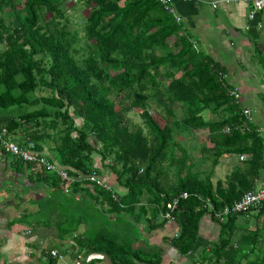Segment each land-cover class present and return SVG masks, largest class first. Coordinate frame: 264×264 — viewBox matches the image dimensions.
<instances>
[{
  "label": "trees",
  "instance_id": "obj_1",
  "mask_svg": "<svg viewBox=\"0 0 264 264\" xmlns=\"http://www.w3.org/2000/svg\"><path fill=\"white\" fill-rule=\"evenodd\" d=\"M178 22L157 0H0V133L6 129L20 145L32 141L40 153L47 149L75 179L63 183L57 172L15 161L36 172L34 186L50 187L54 201L37 226H56L59 239L72 240L59 255L86 259L99 252L113 264H161L159 254L134 247L136 231L125 215L150 210L153 223L187 192L172 212L180 226L172 241L179 254L196 251L201 218L210 214L222 230L203 259L207 264H264V252L255 258L245 252L247 262L238 260L245 245L257 251L261 236L264 246L262 230L236 244L238 215L217 216L256 187L264 135L231 95L225 68ZM134 110L142 123L131 119ZM200 135V150L189 148L187 140ZM241 155L246 159L239 161ZM224 156L239 162L215 182ZM97 157L127 190L124 196L90 181L94 173L99 178ZM81 192L109 204L110 214L99 213L90 199L78 200ZM60 200L65 208L58 212ZM90 219L92 227L79 232ZM47 257L57 263L51 250ZM97 262L103 260L82 264Z\"/></svg>",
  "mask_w": 264,
  "mask_h": 264
},
{
  "label": "crops",
  "instance_id": "obj_2",
  "mask_svg": "<svg viewBox=\"0 0 264 264\" xmlns=\"http://www.w3.org/2000/svg\"><path fill=\"white\" fill-rule=\"evenodd\" d=\"M218 1L174 0L176 14L180 19L178 23H181L185 31L191 35L199 50L225 68V78L231 90L235 89L240 94L242 110L249 108L253 113L252 125L257 129L264 127V13H257L251 19V6L248 3L220 2L214 7V2ZM261 134L264 135V132ZM45 153L49 155L47 149ZM239 161L237 157L224 156L217 167L226 170V177L232 172L233 165ZM96 165L100 168L99 180L102 185L109 186L111 191L124 196L127 190L118 184L116 175L108 167L103 166L99 157L96 158ZM33 173L36 172L28 170L25 166L21 169L17 167L15 160L10 156L0 158V264H51L47 257L50 250L62 253L72 244V240L59 239V230L56 226H37L40 220L47 218L54 199L47 184L34 186V182L31 183ZM262 180L264 171L256 185ZM76 198L90 199L84 192L79 193ZM146 199L147 195L142 198L141 203L144 204ZM60 201L54 204L56 208L60 207L58 212L65 208L63 201ZM90 203L94 204V208L102 209L99 213L103 215L111 211L109 204L102 205L93 197ZM23 216L25 221L18 220ZM125 217L136 231L134 247L159 254L162 258L161 264H194L195 259H199L197 264H207L208 262L203 259L206 258V254H210L211 246L219 241L222 230V225L210 214L204 215L199 227V250L197 247L193 253L181 255L172 245L175 234L180 232L178 221L153 219V223H150V210L145 216ZM58 218L60 217H56V220ZM92 219L87 221V225L80 224L79 232H84L86 228L90 229ZM235 225L236 231L232 241L236 244L257 228L264 233V211L255 209L246 215H238ZM259 241L255 248L256 252L252 251L249 244L243 247L239 262H247L245 252H250L251 258L263 254V236ZM74 255H70L71 264H82L88 258L80 255L79 259ZM56 264L67 262L61 263L57 259Z\"/></svg>",
  "mask_w": 264,
  "mask_h": 264
},
{
  "label": "built area",
  "instance_id": "obj_3",
  "mask_svg": "<svg viewBox=\"0 0 264 264\" xmlns=\"http://www.w3.org/2000/svg\"><path fill=\"white\" fill-rule=\"evenodd\" d=\"M163 8L173 15L177 21H180L179 17L176 14V9L174 7V0H157ZM246 2L251 6L250 10V18H254L257 13H264V0H219L218 2H214L213 6L217 7L220 2ZM231 95L234 97V100L237 104L240 103V94L237 90H232ZM243 114L246 116L249 122L253 119V113L251 109L244 108L242 110ZM239 128V127H237ZM231 130L230 127H226L224 129L225 132H229ZM258 131L263 133L264 127L258 128ZM5 155L11 156L15 161H22L25 163L32 164L35 169H44L49 172H57L60 176L62 182H73L75 179L70 177L67 171L61 168L56 161L50 159L48 155L44 153H40L36 150V145L32 141H28L26 145H20L17 142H14L10 139L8 135V131L3 129L0 133V158ZM246 156L241 155L240 160H245ZM91 182H95L102 187H105L100 182L97 174L94 173L89 177ZM110 190V187H105ZM70 189L66 185L65 192H69ZM189 198V193L182 192L179 196L175 197L172 201H169L166 204L167 210L161 214L162 220H174L172 212L178 207L181 200H185ZM255 209H264V180H262L253 190L247 191L240 200L234 203V205L229 208H225L222 212L217 213V216L223 218V216H228L229 214H237V215H246ZM180 233V232H179ZM179 233L175 234L174 237H177ZM53 257L63 258L64 256L59 255L56 250L51 251Z\"/></svg>",
  "mask_w": 264,
  "mask_h": 264
},
{
  "label": "rangeland",
  "instance_id": "obj_4",
  "mask_svg": "<svg viewBox=\"0 0 264 264\" xmlns=\"http://www.w3.org/2000/svg\"><path fill=\"white\" fill-rule=\"evenodd\" d=\"M81 13H83V14H85V15H87L88 14V11L86 10V9H84V10H82L81 11ZM80 36L82 37V33L80 34ZM139 113H140V111L139 110H134L133 112H131L130 113V117H131V119L135 122V123H142V119H141V117H140V115H139ZM155 115V117L156 118H158L159 119V117L156 115V114H154ZM161 121V120H160ZM161 123L162 124H164V122L163 121H161ZM201 136V135H200ZM202 141H204V138L201 136L200 138H198L197 139V141H194L192 138H189L188 140H187V146L189 147V148H196V149H198V151L200 150V146H201V142ZM210 166H211V162H207V164H206V168H208V170H209V168H210ZM218 169H216V172H215V175H214V180L216 181V180H218V178H224L225 177V171L226 170H224L223 168H219V167H217ZM56 217L57 216H55V217H53V222H55V220H56ZM71 256L70 255H68V256H64L63 258H58V260H59V262H63V263H65V262H67V264H71V261H72V259L70 258Z\"/></svg>",
  "mask_w": 264,
  "mask_h": 264
},
{
  "label": "water",
  "instance_id": "obj_5",
  "mask_svg": "<svg viewBox=\"0 0 264 264\" xmlns=\"http://www.w3.org/2000/svg\"><path fill=\"white\" fill-rule=\"evenodd\" d=\"M95 259H101L105 262V264H113L112 260L110 259V257L105 254V253H99V252H95L92 253L88 256V258L86 259V262H90L92 260Z\"/></svg>",
  "mask_w": 264,
  "mask_h": 264
}]
</instances>
